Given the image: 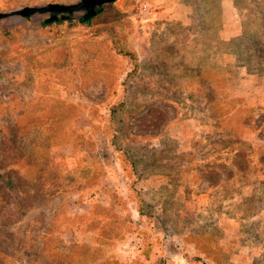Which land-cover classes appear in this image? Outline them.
Returning <instances> with one entry per match:
<instances>
[{
  "label": "rangeland",
  "instance_id": "obj_1",
  "mask_svg": "<svg viewBox=\"0 0 264 264\" xmlns=\"http://www.w3.org/2000/svg\"><path fill=\"white\" fill-rule=\"evenodd\" d=\"M100 9L0 20V264H264V0Z\"/></svg>",
  "mask_w": 264,
  "mask_h": 264
},
{
  "label": "water",
  "instance_id": "obj_2",
  "mask_svg": "<svg viewBox=\"0 0 264 264\" xmlns=\"http://www.w3.org/2000/svg\"><path fill=\"white\" fill-rule=\"evenodd\" d=\"M115 1L116 0H80L77 4L73 5L51 4L45 7H26L10 13H0V20L10 17L27 18L36 14H49L50 17L45 20V23L49 24L60 19H67L69 15L74 13L84 12L82 20L88 21L96 15L97 8H100L105 4H111Z\"/></svg>",
  "mask_w": 264,
  "mask_h": 264
},
{
  "label": "trees",
  "instance_id": "obj_3",
  "mask_svg": "<svg viewBox=\"0 0 264 264\" xmlns=\"http://www.w3.org/2000/svg\"><path fill=\"white\" fill-rule=\"evenodd\" d=\"M237 4L235 3V6H236ZM101 11V9L100 8H97L96 9V14H98L99 12ZM61 20V19H60ZM66 20H68V19H63V20H61V21H66ZM91 20V19H90ZM90 20H88V21H90ZM81 22L83 23V22H87V21H83L82 19H81ZM52 23H55V22H52ZM52 23H49V24H52ZM49 24H47V23H45L44 22V25H49ZM240 43V42H239ZM239 43H238V45H237V48H236V52L238 53V56L240 57V58H242L243 56H244V54H245V49L244 48H241L240 46H239ZM260 52H262V54H264V49L262 48V49H260ZM138 66V65H137ZM250 66H251V63H248L247 65H246V69H248V70H251L250 69ZM134 72H132V73H130V75H129V78L131 77V76H133V75H135V74H133ZM248 75L249 76H254L253 75V73H248ZM138 76V75H137ZM130 79H135V78H130ZM129 79V80H130ZM136 79H137V77H136ZM222 82H223V80H222Z\"/></svg>",
  "mask_w": 264,
  "mask_h": 264
},
{
  "label": "crops",
  "instance_id": "obj_4",
  "mask_svg": "<svg viewBox=\"0 0 264 264\" xmlns=\"http://www.w3.org/2000/svg\"><path fill=\"white\" fill-rule=\"evenodd\" d=\"M232 5H233V1H231ZM231 6V5H230ZM233 36V35H232Z\"/></svg>",
  "mask_w": 264,
  "mask_h": 264
}]
</instances>
